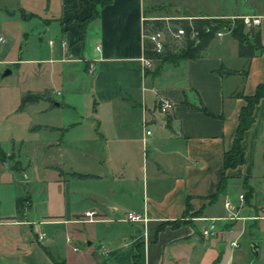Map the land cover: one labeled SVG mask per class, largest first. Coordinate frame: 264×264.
Returning a JSON list of instances; mask_svg holds the SVG:
<instances>
[{
	"label": "crops",
	"instance_id": "crops-1",
	"mask_svg": "<svg viewBox=\"0 0 264 264\" xmlns=\"http://www.w3.org/2000/svg\"><path fill=\"white\" fill-rule=\"evenodd\" d=\"M88 2L0 0V63L15 66L28 82L17 94L18 103L26 91L46 93L58 103L41 98L21 110L17 103L12 111L33 134L58 133L43 143L56 146L59 168L55 178L44 181V205L37 210L25 175L28 165L12 158L7 173H20L26 181V195L18 196L26 200L20 213L15 210L18 197L7 210L0 207V264H52L53 259L130 264L136 253L140 264L249 261L250 252L236 255L231 245L225 249V231L235 233L228 242L238 245L244 234L248 239L242 240L255 241L250 264H264V247L241 225L264 218L220 219L212 235L201 234L208 222L201 217H224L225 201L239 215L264 214V98L253 106V121L240 141L243 163L222 166L242 97L264 83V10L178 11L180 17L257 16L262 49L248 60L239 57L236 40L227 32L214 36L199 57L163 64L155 72L156 61L148 68L142 63L143 21L168 15L154 14L153 0H110L97 5L96 17L81 28L78 21L90 14ZM88 64L92 73L86 72ZM160 98L169 99L172 109L164 121L153 122L151 110ZM10 155L0 149V163ZM221 176L224 185L211 197ZM246 189L250 197L244 209L237 197ZM88 210L96 212L91 221L83 216ZM127 212L145 219L127 221ZM256 227L264 232L263 225Z\"/></svg>",
	"mask_w": 264,
	"mask_h": 264
},
{
	"label": "rangeland",
	"instance_id": "rangeland-1",
	"mask_svg": "<svg viewBox=\"0 0 264 264\" xmlns=\"http://www.w3.org/2000/svg\"><path fill=\"white\" fill-rule=\"evenodd\" d=\"M153 3L154 14L162 15L165 13L168 15L167 17L179 16V13L173 11L175 9H178L182 14H195L203 11L215 12V10L243 11L245 13L257 11V9L264 10V0H153ZM200 16L202 15L200 14ZM233 17L235 16L208 18L232 19ZM56 23L53 24L54 31ZM6 69L9 70V73L2 75ZM27 83L22 72L17 70L15 66H5L0 63V149L7 154H11L10 157H6L3 164L0 163V173L2 172V176H0V207L3 210L11 207L12 198L26 195L27 190V183L24 179H21L20 173H12V177L7 173L8 166L15 163L12 158H19L22 162V167L28 165L25 169V175L32 182L31 203L37 210H40L44 205L42 194L44 181L55 178L54 176L59 172V168L54 163L58 155L56 146L45 145L43 143L45 140L50 142V140L55 139L58 137V133L51 130H42L33 134L26 129L23 117L12 111L18 103V92L23 90L27 86ZM54 97L61 100V96ZM64 113L67 114V112ZM12 138L17 142L13 144ZM240 193L243 195V205L241 207L245 209L246 200L244 199V191ZM236 196L237 189H231L230 201L235 202ZM24 203L25 200L22 201V205ZM55 209V203L53 202L50 210L54 213L56 212ZM256 215L264 216V214L259 213H256ZM253 223L252 221H247L241 223V225L243 228L246 227L248 232L252 233L251 236H254V240L260 242L259 245L263 249L264 232L259 230L256 225L264 226V220H257ZM237 227L235 225L234 228L237 229ZM234 235L235 233H228V231L222 234V242L227 251L231 247L228 241ZM245 237L247 238L246 234L241 239H238L237 247H231L235 252L234 254L237 255L243 250L250 252V244L255 241L242 240ZM249 258V261L244 258H240L239 260L243 261L241 264H250L255 260L251 254H249Z\"/></svg>",
	"mask_w": 264,
	"mask_h": 264
},
{
	"label": "trees",
	"instance_id": "trees-1",
	"mask_svg": "<svg viewBox=\"0 0 264 264\" xmlns=\"http://www.w3.org/2000/svg\"><path fill=\"white\" fill-rule=\"evenodd\" d=\"M110 0H89L90 14L82 20H79V26L82 28L84 24L91 18L96 17L97 5H103ZM188 17V18H187ZM172 22L183 27L185 31L194 30L197 33V41L186 39L181 45L175 47L173 45H165L163 52L155 53L151 51L150 42L144 37L142 42V54L144 58H148L156 61L155 72L166 63L175 64L180 60L194 59L199 57L200 52L205 48L207 43L215 36V33L220 30L228 29V33L236 40L237 47L236 52L239 57L250 59L255 51H261V43L259 37V31L256 26H244L241 17H233L232 19H220V18H208L200 15H188L182 18L173 20ZM164 20L162 18H156L143 21V35L148 30H156L162 28ZM223 74H230V71H222ZM41 98H49L46 93H31L26 91L19 97V103L17 110H21L25 105L34 103ZM244 104L240 107L237 115V124L235 127L234 135L232 138L231 146L225 150L222 156L223 168H231L238 164H242L244 161L243 150L241 147V139L243 132L251 125L252 110L255 103L264 98V83L257 84L252 94L244 95ZM51 104L55 101L48 99ZM58 104V103H57ZM191 109L203 110V107H194L188 105ZM78 177H88L90 175L75 174ZM224 177L221 176L216 191L211 195L215 197L219 193L224 185ZM250 197L249 189L244 192V199L247 201ZM26 200L25 197H18L15 199V210L20 213L22 208V201ZM52 264H63L62 261H56L53 259ZM130 264H140L139 253L132 256ZM211 264H214L211 263Z\"/></svg>",
	"mask_w": 264,
	"mask_h": 264
},
{
	"label": "built area",
	"instance_id": "built-area-1",
	"mask_svg": "<svg viewBox=\"0 0 264 264\" xmlns=\"http://www.w3.org/2000/svg\"><path fill=\"white\" fill-rule=\"evenodd\" d=\"M182 18L180 16H171L168 18H162L164 24L162 28L156 30H148L143 36L150 42L151 51L155 53H161L164 50L165 45H173L178 47L186 39L197 41V33L194 30L185 31V29L178 24L172 22L173 20ZM188 18V17H187ZM242 23L244 26H257L259 24V17L257 16H241ZM228 29L220 30L215 33V36L221 37L223 33H227ZM2 38L0 37V41ZM151 59L144 58L142 59L143 66L148 68L150 66ZM93 65L88 64L86 67L87 73H92ZM172 109V103L167 98H160L155 102L154 108L151 110L150 120L153 122L164 121L166 116L170 113ZM150 133L149 129L144 130V134L148 135ZM238 205L240 206L243 203V195L240 193L238 195ZM224 209L227 214L224 217H201L203 220H207V225L201 230V234L204 236H210L214 233L215 230V221L224 219V220H244V219H257L264 218V216L256 215H239L235 210V207L230 204L229 201L223 203ZM96 212L93 210H88L83 212L85 221H91L95 218ZM124 219L127 221H138L144 220L145 217L141 213L127 212L125 213ZM231 246H236L235 241L230 242Z\"/></svg>",
	"mask_w": 264,
	"mask_h": 264
},
{
	"label": "water",
	"instance_id": "water-1",
	"mask_svg": "<svg viewBox=\"0 0 264 264\" xmlns=\"http://www.w3.org/2000/svg\"><path fill=\"white\" fill-rule=\"evenodd\" d=\"M178 11H179L178 9H175L174 10V12H176V13ZM7 73H9V70L8 69L4 70L3 73H2V75H5ZM54 104L56 105L57 103H54ZM255 250H257V244L255 242H253V243L250 244V252H251V255L253 257L255 256Z\"/></svg>",
	"mask_w": 264,
	"mask_h": 264
}]
</instances>
